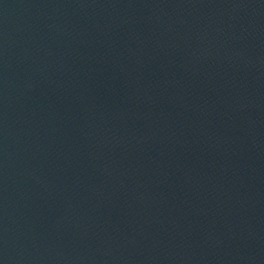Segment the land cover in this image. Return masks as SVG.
<instances>
[{"label": "water", "instance_id": "1", "mask_svg": "<svg viewBox=\"0 0 264 264\" xmlns=\"http://www.w3.org/2000/svg\"><path fill=\"white\" fill-rule=\"evenodd\" d=\"M0 264H264V0H0Z\"/></svg>", "mask_w": 264, "mask_h": 264}]
</instances>
